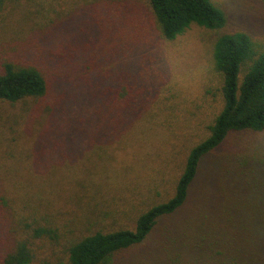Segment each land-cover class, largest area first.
I'll return each instance as SVG.
<instances>
[{
	"label": "rangeland",
	"instance_id": "rangeland-1",
	"mask_svg": "<svg viewBox=\"0 0 264 264\" xmlns=\"http://www.w3.org/2000/svg\"><path fill=\"white\" fill-rule=\"evenodd\" d=\"M212 1L224 27L193 25L174 40L159 34L148 0L6 2L0 72L4 62L38 67L49 90L0 100V264L21 243L30 264H70L71 244L133 229L143 211L174 194L189 151L222 108L216 38L241 31L264 45V0ZM236 146L264 159V131L230 139L212 155V168L225 166ZM261 180L252 194L192 193L107 264H264ZM41 229L50 232L34 231ZM223 246L226 255L212 256Z\"/></svg>",
	"mask_w": 264,
	"mask_h": 264
},
{
	"label": "trees",
	"instance_id": "trees-1",
	"mask_svg": "<svg viewBox=\"0 0 264 264\" xmlns=\"http://www.w3.org/2000/svg\"><path fill=\"white\" fill-rule=\"evenodd\" d=\"M8 1L0 0V11ZM148 4L155 27L166 40L176 39L193 25L219 31L226 22L220 6L212 0H148ZM141 31L142 28L135 25V35ZM257 41L241 31L220 33L216 38L213 56L215 68L222 77V108L209 127L208 137L189 151L174 194L143 211L133 229L96 231L71 244L68 250L70 264H107L117 253L142 243L164 217L182 208L192 193L195 196L252 194L256 193L260 179L262 189L264 159L257 162L254 158H258L256 153L239 151L236 146L227 157L225 166L213 169V161L209 162L212 155L236 135L246 131H264V45ZM2 66L0 100L15 103L26 98H42L48 93V78L40 68L16 66L11 62H4ZM68 129L73 130V127ZM230 167L235 171L230 172ZM205 168L202 185L197 187L196 182ZM223 174L225 179L221 178ZM214 213L220 215V219L225 217L224 211L215 209ZM34 231L37 234L50 232L43 229ZM203 239L202 236L196 237V249L199 250ZM206 240L210 242L209 236ZM259 245L264 246V239L259 240ZM226 248L229 247L217 249L212 256L226 255ZM16 249L5 264H30L32 255L26 244L21 243ZM232 264H237V261Z\"/></svg>",
	"mask_w": 264,
	"mask_h": 264
}]
</instances>
